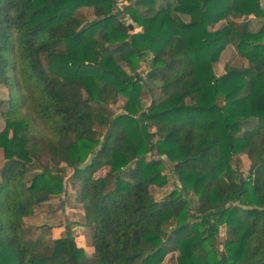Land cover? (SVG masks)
Segmentation results:
<instances>
[{
    "label": "trees",
    "instance_id": "1",
    "mask_svg": "<svg viewBox=\"0 0 264 264\" xmlns=\"http://www.w3.org/2000/svg\"><path fill=\"white\" fill-rule=\"evenodd\" d=\"M120 6L0 0V264H88L69 226L47 245L24 222L65 194L67 170L95 264H164L174 253L175 264H264V24L232 20L263 21L264 1ZM82 9L93 14L85 24ZM228 46L250 66L217 77ZM146 82L162 98L143 110ZM239 154L251 162L245 178Z\"/></svg>",
    "mask_w": 264,
    "mask_h": 264
},
{
    "label": "rangeland",
    "instance_id": "2",
    "mask_svg": "<svg viewBox=\"0 0 264 264\" xmlns=\"http://www.w3.org/2000/svg\"><path fill=\"white\" fill-rule=\"evenodd\" d=\"M120 10V1L116 0ZM264 1V0H263ZM79 19L85 24L93 19L92 10L82 9L78 12ZM128 24H132L130 19L127 16L121 17ZM235 24L248 21L249 30L257 31L261 25L264 24L263 21H257L253 19H233ZM134 33L142 32L141 28H135ZM148 61L147 57L140 65L138 73L143 77L148 71ZM249 62L240 57L236 50L233 47L228 46L220 56L218 63H215L213 66L214 74L217 77H220L225 74L227 67H234L237 69L249 67ZM125 68V67H124ZM161 94L159 88L155 85L146 82V88L142 89L141 105L142 109L146 110L152 102H158L161 99ZM8 93L7 90L3 87H0V101H7ZM126 100L122 97H118V101L115 104H111L110 108L114 112V115H119L123 113V107ZM1 108V105H0ZM4 127V122L0 118V130ZM99 133L103 134L105 129L98 128ZM153 131V130H152ZM236 161L235 169L236 176L245 178L248 176L251 162L245 154H239L233 157ZM5 163V158L3 156V151L0 149V170ZM41 164H48L49 166L52 163L49 160V156H43L41 159ZM64 166V165H63ZM72 172L67 170L65 174L64 186L65 194L62 197L53 200L52 202L43 204L35 210L34 219L30 220L29 227H37L38 230L34 233V236L40 239L44 244H51L54 240L65 235L66 227H70V232L75 238L76 243L83 247L86 252L87 263L95 264L94 251L91 246L90 237H91V228L84 226V214L79 204L76 202L77 198V184L73 182L70 178ZM104 171H100L98 176H103ZM170 177V176H169ZM174 180L170 179L166 187L161 190L152 189V193L155 198H162L164 195L173 190ZM177 184V183H176ZM195 205V200H194ZM225 228H221L216 243V247L219 250H223V241L225 239ZM176 263V254H170L165 259L164 264H175Z\"/></svg>",
    "mask_w": 264,
    "mask_h": 264
},
{
    "label": "crops",
    "instance_id": "3",
    "mask_svg": "<svg viewBox=\"0 0 264 264\" xmlns=\"http://www.w3.org/2000/svg\"><path fill=\"white\" fill-rule=\"evenodd\" d=\"M139 33V32H138ZM35 214V213H34ZM34 219V215L32 217H29V218H25L24 219V222L26 223V225H30V220Z\"/></svg>",
    "mask_w": 264,
    "mask_h": 264
},
{
    "label": "built area",
    "instance_id": "4",
    "mask_svg": "<svg viewBox=\"0 0 264 264\" xmlns=\"http://www.w3.org/2000/svg\"><path fill=\"white\" fill-rule=\"evenodd\" d=\"M118 1H120V0H118Z\"/></svg>",
    "mask_w": 264,
    "mask_h": 264
}]
</instances>
